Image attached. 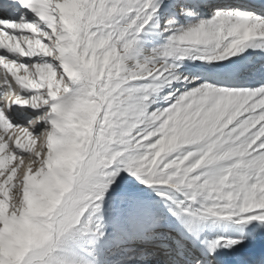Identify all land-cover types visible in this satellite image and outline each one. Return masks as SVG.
<instances>
[{
    "label": "snow or ice",
    "instance_id": "snow-or-ice-1",
    "mask_svg": "<svg viewBox=\"0 0 264 264\" xmlns=\"http://www.w3.org/2000/svg\"><path fill=\"white\" fill-rule=\"evenodd\" d=\"M0 264H264V0H0Z\"/></svg>",
    "mask_w": 264,
    "mask_h": 264
}]
</instances>
